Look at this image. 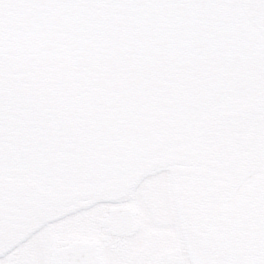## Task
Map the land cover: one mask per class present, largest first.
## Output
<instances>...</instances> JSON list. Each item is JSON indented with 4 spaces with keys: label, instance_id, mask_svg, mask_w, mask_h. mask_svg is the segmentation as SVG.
I'll return each mask as SVG.
<instances>
[{
    "label": "snow or ice",
    "instance_id": "snow-or-ice-1",
    "mask_svg": "<svg viewBox=\"0 0 264 264\" xmlns=\"http://www.w3.org/2000/svg\"><path fill=\"white\" fill-rule=\"evenodd\" d=\"M102 6L232 9L255 39L243 60L223 27L171 39L163 67L152 41L111 56L104 94L119 105L89 113L77 141L33 151L14 172L5 132L13 25L40 9ZM121 63L135 65L134 79ZM103 159L105 180L81 191L74 170ZM84 240L108 254L94 264H264V0H0V264H83L73 252Z\"/></svg>",
    "mask_w": 264,
    "mask_h": 264
},
{
    "label": "water",
    "instance_id": "water-1",
    "mask_svg": "<svg viewBox=\"0 0 264 264\" xmlns=\"http://www.w3.org/2000/svg\"><path fill=\"white\" fill-rule=\"evenodd\" d=\"M96 8H98L99 10H107L109 18H111L114 23L125 24L135 32H139V34L141 33L142 29L146 27V24L151 19V27L159 29L156 31L160 32V30H162L164 32L161 34L159 32L156 33V38L157 36H159L160 43L157 41H152L155 43V49L153 50L152 55L155 58L157 66L159 67H163V53L164 50L167 48L170 40L173 38L178 40L184 35L185 32L188 31H199L207 36L214 35L218 28L223 27L226 30V38L228 42L234 44V46L238 50L237 60H243L251 53L253 41L255 39L252 32L244 27L243 14L239 11L232 9H203L193 11L183 8L167 9L147 7L150 11L142 12L145 10V7H141L142 11L139 8H135V10H133V8L122 7L124 15L114 16L111 15L110 7L107 8L106 6H102L101 8ZM123 8H125V10H123ZM151 8H153V10H151ZM37 13L38 10L31 12L32 26H34V19L36 18ZM143 16H145V18H143ZM127 18H129V20H127ZM23 20H25V22H23ZM24 23H26V16L23 17V19L19 22V24H17V26H15V24L13 25L10 33V39H8L6 42L5 68L7 69L12 68L17 62H33V65L38 62L43 67L50 66V60H53L54 65H58L57 62H59L61 66L67 67L72 63L84 62L92 57H95V55L91 53L90 49L85 47V50H83L84 45L75 44V42L78 43V41L80 40V37L82 35L81 32H79V34H77L76 32V38L72 41L63 40L64 36H62L60 39V37L53 35L55 36V40H53V36L49 37L47 39L49 44H55L57 40L61 41L58 46L53 47L55 48V50H53V48L48 47L40 49L34 45H30L28 44L29 33H27V31L26 37H22L21 35L13 31V29L24 25ZM143 30L144 32L142 31V35L144 36L146 41H151L153 36L147 34L152 29L145 28ZM175 30H177L179 34H177ZM17 38H19V40H17ZM32 40L34 39L32 38ZM45 40L46 39L39 38L37 41L45 43ZM58 43L59 42H57V44ZM65 46H67V48H65ZM133 47L134 45L128 49H125V51H123V47L121 46L111 47L109 49H102L103 52L100 51L99 54L96 56L101 60V62L99 63L95 62L96 67L104 73H107L108 71H114L113 65L104 61H107L111 56L114 55H123L127 57L131 55ZM49 50H51V52H49ZM53 56H55V58H53ZM57 56H59V58H57ZM77 56H81V60H79ZM39 58H43V60H39ZM47 58H49V60H47ZM159 58H161V60H159ZM45 60H47V62H45ZM119 67L135 69V65L130 63H121ZM76 69L77 66L75 68V72ZM74 74H72L71 76H73ZM236 87L238 88V90H243L245 88V84L243 83V81H240L237 83ZM38 100H41V102H34L30 111L36 118V123L33 124H37V126H33L32 124V126L29 127L24 123L19 125L18 133L15 135L17 136V138H15L14 136V139H16V141L14 143L9 144V146L7 147L9 164L14 172L17 170V166L19 163L31 162L29 158L33 151H47L51 147L59 149H62L61 146H63V148L66 147L63 143H61V139L59 137V132L62 130V128L58 127L59 122L56 118H53V116L56 117V114L50 111L51 108H53L54 106L55 98L49 96H45V98H43V95H41L38 97ZM43 100H45V102H43ZM112 101V97L97 100V102H95L94 106L92 107V110L96 113H99L102 109L104 112L109 109H114L119 104H116L114 106H106L109 105ZM39 106H41V108H39ZM97 110H99V112H97ZM39 112H43V114H41V118H39ZM71 116H73V118H71ZM49 119L55 121L54 128H49ZM80 122L82 125V120ZM69 124H71V126H75L77 124V118L70 113L67 119V126H69ZM41 126L44 127L41 134L43 138L40 137V139L38 140L43 143V147L36 148L34 144L27 147L26 144L19 141L21 137L26 135L34 139L33 136H37V133L41 129ZM7 128H9V130H7ZM21 128H23V130H21ZM13 129V125L6 124V136L13 134ZM25 132H27V134H25ZM31 132H33V134H31ZM46 134L48 136L45 137ZM53 137H56L55 144H53L52 142ZM19 144H21V146H19ZM45 144H47V146H45ZM11 146H13V148H11ZM67 147H75V144L73 143L67 145ZM27 150L31 151L27 152ZM106 150L112 151L110 147ZM109 163H111V161L108 159H103L99 162H90L87 160L82 162L80 166L74 170V174L78 176L81 180V191H87V188L94 184H102V182L105 180V172ZM50 178L53 180L60 179V177H57L55 175H50ZM94 249H96V252L92 251ZM73 256L76 260L83 262V264H94V262L102 260L99 246L96 245L95 248L92 246V244L84 241L80 242L77 245L76 249L73 252Z\"/></svg>",
    "mask_w": 264,
    "mask_h": 264
},
{
    "label": "flooded vegetation",
    "instance_id": "flooded-vegetation-1",
    "mask_svg": "<svg viewBox=\"0 0 264 264\" xmlns=\"http://www.w3.org/2000/svg\"><path fill=\"white\" fill-rule=\"evenodd\" d=\"M88 241H90V242H96V241H92V240H88ZM98 243V242H97ZM99 244V243H98ZM99 246H100V248H101V252H102V255H103V260L104 259H106L107 258V253L104 251V247L102 246V245H100L99 244ZM94 252H95V250H94Z\"/></svg>",
    "mask_w": 264,
    "mask_h": 264
}]
</instances>
